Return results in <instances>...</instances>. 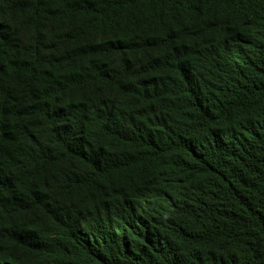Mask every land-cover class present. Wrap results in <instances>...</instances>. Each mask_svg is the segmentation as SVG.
<instances>
[{
  "label": "trees",
  "instance_id": "obj_1",
  "mask_svg": "<svg viewBox=\"0 0 264 264\" xmlns=\"http://www.w3.org/2000/svg\"><path fill=\"white\" fill-rule=\"evenodd\" d=\"M0 264H264V0H0Z\"/></svg>",
  "mask_w": 264,
  "mask_h": 264
}]
</instances>
